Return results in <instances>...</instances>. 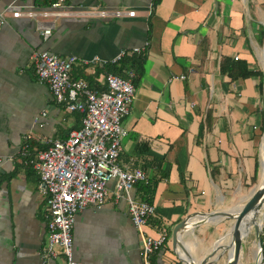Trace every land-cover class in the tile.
Returning a JSON list of instances; mask_svg holds the SVG:
<instances>
[{
  "label": "crops",
  "instance_id": "0c3cea01",
  "mask_svg": "<svg viewBox=\"0 0 264 264\" xmlns=\"http://www.w3.org/2000/svg\"><path fill=\"white\" fill-rule=\"evenodd\" d=\"M154 1L64 0L63 5L75 10L121 8L135 14L59 16L50 36L43 38L25 11L45 7L33 0H0L7 19L0 26V264L63 262L59 247L56 256L42 258L48 239L46 197L30 157L22 152L23 135L30 131V140L44 145L50 138L66 137L81 117L39 80L33 59L37 50L77 55L72 77L83 70L92 77L97 72L98 86L105 72L102 60L110 61L121 49L146 53L140 72L127 69V75L134 72L136 90L122 119L128 133L119 161L130 169L143 167L148 178H160L152 201L156 213L146 230L153 235L164 230L167 240L152 255L154 264H186L172 245L174 224L213 210V184L227 185L241 157L249 162L254 158L264 106L260 79L231 80L220 71L223 55L246 59L250 69L261 67L251 46L253 27L247 25L244 9L248 1ZM15 11L19 13L13 15ZM94 55L102 60H81ZM263 145L264 138L261 153ZM252 163L254 170L255 158ZM214 166L219 168L215 178L210 173ZM108 187L101 206L88 204L77 212L74 255L84 264H142L127 201L115 197L113 180ZM131 193L140 199L136 186ZM220 221L206 220L180 231L181 242L196 260L210 252ZM217 258L211 256L207 264H220Z\"/></svg>",
  "mask_w": 264,
  "mask_h": 264
},
{
  "label": "built area",
  "instance_id": "2783aa9c",
  "mask_svg": "<svg viewBox=\"0 0 264 264\" xmlns=\"http://www.w3.org/2000/svg\"><path fill=\"white\" fill-rule=\"evenodd\" d=\"M63 1L54 0L48 7L25 11L34 19L43 38L50 36L59 16L135 14V10L121 8L75 10L70 4L63 5ZM18 13L15 11L13 15ZM6 21V16L0 12V26ZM134 50L140 48L134 47ZM124 54L126 50L121 49L110 61L114 62ZM33 59L39 80L48 84L56 100L69 110L82 112L78 127L71 129L64 138H50L44 147H35L29 158L38 174L40 190L46 197L48 239L42 258L48 260L56 256L59 247L62 264H84L75 257L73 249L72 228L76 214L88 204L101 206L109 192L108 184L113 180L114 195L126 199L129 216L138 231L141 262L154 264L152 255L165 243L167 233L162 230L153 235L146 230L148 220L156 213V205L136 199L131 193L135 183L147 180L148 175L141 166L130 169L119 161L122 140L128 133L122 119L130 110L136 90L133 70L126 76L103 72L99 77L100 87L92 86L83 77H72V67L78 60L75 54L59 55L49 49H40L33 53ZM81 60L90 64L102 59L94 55ZM102 61V64L107 62ZM30 139L31 132L28 131L23 135L24 154ZM258 264H264V247Z\"/></svg>",
  "mask_w": 264,
  "mask_h": 264
},
{
  "label": "rangeland",
  "instance_id": "374dc122",
  "mask_svg": "<svg viewBox=\"0 0 264 264\" xmlns=\"http://www.w3.org/2000/svg\"><path fill=\"white\" fill-rule=\"evenodd\" d=\"M248 5H244L245 12L247 14V25L253 27L252 30H249L251 33V46L257 51L258 64L261 65V60L259 53L262 46V41L260 39V25L264 26V0H246ZM253 23V24H252ZM258 30V33H257ZM259 35V36H258ZM261 54V53H260ZM264 108V106H263ZM264 138V130L261 132V135L258 139V143L254 146V158L258 161V169L256 171L255 178H252L253 174V163L252 160L245 159L241 157V162L235 166V172L227 185L225 183H214V205L212 209H224L226 207H232L234 205H241L245 200L251 195L255 186L260 181L261 167L263 154L261 153V142ZM246 157V155H244ZM243 195V196H242ZM248 196V197H247ZM220 220V227L218 229V237L225 235L227 230L230 228L233 219L231 217H223ZM264 226V224H263ZM212 240V247L215 244L217 238ZM227 241L223 239L220 242L221 245H224ZM256 233L254 229L251 231L250 235L246 237L243 243V253L241 257L240 264H254L256 248H258ZM226 250H223V246L219 247L216 250V253L213 255L215 258L220 257V264L226 263ZM219 258H217L218 260ZM224 260V261H222Z\"/></svg>",
  "mask_w": 264,
  "mask_h": 264
},
{
  "label": "trees",
  "instance_id": "16d2710c",
  "mask_svg": "<svg viewBox=\"0 0 264 264\" xmlns=\"http://www.w3.org/2000/svg\"><path fill=\"white\" fill-rule=\"evenodd\" d=\"M34 3L39 4L42 7H48L50 5V3L54 0H33ZM158 0L154 1L157 2ZM261 30H260V39L261 41L263 40V33H264V26L260 25ZM146 58V53L145 52H139V53H131V54H124L122 55L118 60L111 62V61H107L105 62L103 65L105 66L104 70L106 72H114V73H118L120 75L126 76L127 75V69L129 67H131L132 69H135L136 72H140L142 65L144 63V60ZM73 68V67H72ZM220 71L222 73H225L226 75L229 76V78L231 80H235L239 77H248L251 75H257L259 77V82H258V88L260 89L261 92L264 91V74L263 71L261 69V67L256 68V69H250L249 68V64L248 61L246 59L243 58H234L232 56L229 55H223L221 57L220 60ZM95 77H92L91 74L81 71V74H76L73 76V78H79V76L87 79L89 81V83L92 86H98V82H97V75L98 73L95 72L94 73ZM134 80V79H133ZM77 116L81 117L82 116V112L77 111ZM260 124L259 127L257 128V130L255 131V139L258 140L261 132L264 130V108L260 109ZM39 145V147H44L45 145H42V143H38L35 142L33 140L29 141V147L27 148V152L24 156L26 157H30V153L33 152V146L35 145ZM157 160V159H155ZM158 161V166L160 164V160ZM258 169V161L255 160V164H254V170H253V174H252V178H255L256 175V171ZM219 172V168L218 167H212L210 169V173L212 174V177L215 178V176L217 175V173ZM159 177L157 176H153V177H149L147 178V180H139L135 183L134 187L136 186L137 188V192L139 195V198L141 200H146L149 202L153 201V197L156 191V187L159 181ZM264 229V226H263ZM262 246L264 247V233H262Z\"/></svg>",
  "mask_w": 264,
  "mask_h": 264
},
{
  "label": "water",
  "instance_id": "95a60500",
  "mask_svg": "<svg viewBox=\"0 0 264 264\" xmlns=\"http://www.w3.org/2000/svg\"><path fill=\"white\" fill-rule=\"evenodd\" d=\"M5 1L12 2V0H5ZM260 60H261V68L264 74V33H263V41L261 46ZM263 203H264V184H262L252 192V194L245 200L242 207L235 214L231 210H224V209L221 210L213 209L207 212H199L198 214L206 213L209 214L210 216H215L216 214H219L225 217H231L233 219L231 226L229 228L230 243L228 242L225 243L224 245H221L219 243L221 237L217 238L210 252L200 260H196L189 252L188 245L181 242L180 240V231L182 229H186V227L188 228L193 226V225L187 226L189 225L187 224V220L191 217V215L183 217L181 220H179L174 224L172 229V245L177 249V251L180 252V250H182L187 255V257H185L180 253V256L186 262V264H207L210 257L213 256L216 253V250L221 246H223V250H226L227 253V260L225 264H240L243 253V243H244V235H245V233L242 232V228H241L242 219L249 211L260 208V206ZM206 220H210V219L206 218L204 221ZM199 222H203V221H197L194 224H197ZM262 228L263 225L254 226V231L256 233L257 244H258L254 264H258L259 259L262 255V249H263Z\"/></svg>",
  "mask_w": 264,
  "mask_h": 264
},
{
  "label": "bare ground",
  "instance_id": "6f19581e",
  "mask_svg": "<svg viewBox=\"0 0 264 264\" xmlns=\"http://www.w3.org/2000/svg\"><path fill=\"white\" fill-rule=\"evenodd\" d=\"M262 151H263L262 152L263 159H262V162H261L262 163V167H261L260 181L255 186L254 190L256 188H258L259 186H261L262 184H264V145H263ZM242 205L237 206V207H234L233 206L232 208H229V209H225L224 208V210H231L235 214L242 207ZM218 210H221V209H218ZM223 217H225V216L219 215V214H216L215 216H210L209 214H206V213L198 214V215H192L187 220V224H189L187 226L193 225L197 221H204L206 218L207 219H210V220H213V221H218V220H220ZM263 224H264V203L260 206V208L249 211L245 215V217L242 219L241 228L243 226L242 232L245 233V235H244V241H245L246 237H248L250 235L251 231L254 229V226H256V225L262 226ZM223 239H225L227 241L226 243H228V242L230 243V241H229L230 240V229L227 230V232L225 233V235L221 236V238L219 240V243L221 241H223ZM256 245H258V244H256ZM256 251H257V248H256ZM180 253L183 256L187 257V255L182 250H180Z\"/></svg>",
  "mask_w": 264,
  "mask_h": 264
}]
</instances>
